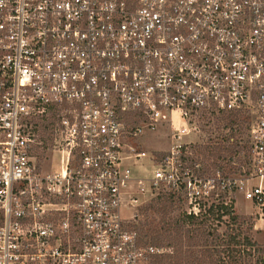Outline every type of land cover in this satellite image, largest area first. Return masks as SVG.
Returning a JSON list of instances; mask_svg holds the SVG:
<instances>
[{
	"label": "built area",
	"instance_id": "2783aa9c",
	"mask_svg": "<svg viewBox=\"0 0 264 264\" xmlns=\"http://www.w3.org/2000/svg\"><path fill=\"white\" fill-rule=\"evenodd\" d=\"M234 113L247 174L222 186L264 208V0H0V264H152L131 189L194 198L212 178L181 159ZM161 129L162 159L135 146Z\"/></svg>",
	"mask_w": 264,
	"mask_h": 264
},
{
	"label": "trees",
	"instance_id": "16d2710c",
	"mask_svg": "<svg viewBox=\"0 0 264 264\" xmlns=\"http://www.w3.org/2000/svg\"><path fill=\"white\" fill-rule=\"evenodd\" d=\"M225 120L230 131L218 143L196 145L192 155L181 159L184 167L204 184L212 178L205 187L200 185V193L194 195L190 209L182 208L188 194L181 191L185 188L181 184L159 193L149 206L157 219L150 216L141 224L130 225L142 242L165 250L154 257L152 264H264V246L254 238L256 216L237 213L234 199H223L229 189L222 186V181L230 174H247L243 168L249 160V148L242 138L246 116L234 113ZM194 154L202 156L206 163L201 161L198 165ZM236 162L237 166L233 164ZM175 210L179 212L172 215Z\"/></svg>",
	"mask_w": 264,
	"mask_h": 264
},
{
	"label": "rangeland",
	"instance_id": "374dc122",
	"mask_svg": "<svg viewBox=\"0 0 264 264\" xmlns=\"http://www.w3.org/2000/svg\"><path fill=\"white\" fill-rule=\"evenodd\" d=\"M248 123V119L246 118V121L244 123V134L242 135L243 138H245V132H246V125ZM209 130V129H208ZM165 133H167L166 129H161L158 133H148L146 134L142 139H140L137 143H135V146L138 149L144 150L146 152H152L155 154V156L157 158H160L164 153H165V149L168 147L167 144V140L165 139ZM203 135H207V129L203 130ZM202 145H206L201 143ZM196 155V154H194ZM195 157H198V165L202 163H206V161L202 160V156L200 155H196ZM38 158H39V162L41 164L46 163L47 165V160H48V156H47V152L43 151V150H38ZM234 165H238V163H233ZM156 169L155 164H153L152 162H150L148 159H143V161H141V163H138L136 166H133L131 168V174L133 176H137V177H151L154 173ZM245 175L241 176L237 173L234 174H230L229 177H244ZM257 180L255 179H249L248 181H245V184L248 186L253 185V183H256ZM143 186L144 189H137L136 185L134 186L133 189H131L135 196H136V204L134 208H131L130 210L127 208H122L121 210V214L124 217H128L130 215V213L133 212L135 213L134 218H129L128 221V225H138L141 224L142 222H144L146 220V218L153 216L157 219V214L153 213L150 209L149 206L152 205L156 200L157 197L159 195V193H162L164 191H168L169 189L164 186L163 184H158L156 186H153L151 184V182L149 180H144L143 182ZM185 188H182V192L185 193ZM238 194V195H242V192L240 190L237 189H233L231 191L227 192V196H225L223 199L227 202L229 201V198L234 199V195ZM185 197V196H183ZM243 199V198H242ZM198 200V199H197ZM194 198H190L188 196V199L184 198V201L182 203V208L185 210H189V206L191 205V203H193ZM209 201H211V199H209ZM246 201V200H245ZM247 202V201H246ZM197 204V203H195ZM239 208V207H238ZM236 211V210H235ZM179 211L175 210L174 212H172V215H176ZM238 213V212H237ZM240 214V213H239ZM256 216V215H253ZM254 238L256 239L257 242H259L261 245L264 246V231L263 232H259L256 233L254 235ZM148 244H150V242H147Z\"/></svg>",
	"mask_w": 264,
	"mask_h": 264
},
{
	"label": "crops",
	"instance_id": "0c3cea01",
	"mask_svg": "<svg viewBox=\"0 0 264 264\" xmlns=\"http://www.w3.org/2000/svg\"><path fill=\"white\" fill-rule=\"evenodd\" d=\"M255 180H257V182L253 183L254 185H257L260 183V185L264 188V178H262L260 181L259 179H255ZM246 186L249 187L248 185ZM233 198H234V207H235L236 212L240 214H245V215H256V219L254 221V230H255L254 235L256 233L263 232L264 231V208L260 207L259 205L253 203L252 201L248 199H245L243 196V192L241 196L238 194H235Z\"/></svg>",
	"mask_w": 264,
	"mask_h": 264
}]
</instances>
